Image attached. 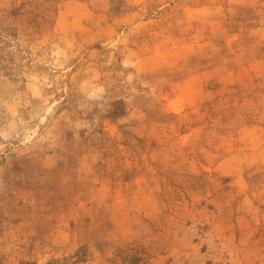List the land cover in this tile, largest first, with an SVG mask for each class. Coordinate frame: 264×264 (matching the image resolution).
Masks as SVG:
<instances>
[{
    "label": "rangeland",
    "instance_id": "obj_1",
    "mask_svg": "<svg viewBox=\"0 0 264 264\" xmlns=\"http://www.w3.org/2000/svg\"><path fill=\"white\" fill-rule=\"evenodd\" d=\"M0 264H264V0H0Z\"/></svg>",
    "mask_w": 264,
    "mask_h": 264
}]
</instances>
